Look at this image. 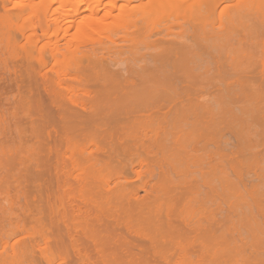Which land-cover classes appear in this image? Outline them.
I'll use <instances>...</instances> for the list:
<instances>
[{
  "label": "rangeland",
  "instance_id": "obj_1",
  "mask_svg": "<svg viewBox=\"0 0 264 264\" xmlns=\"http://www.w3.org/2000/svg\"><path fill=\"white\" fill-rule=\"evenodd\" d=\"M1 1L0 19L6 18L15 27L16 16L21 15L20 17H23V15H27L30 11L27 10L28 12H25L22 9H16L13 7V3H10V6L8 5L10 8L5 9L4 4H7V1ZM39 1H45L43 9L49 5L52 12L56 11L55 17L63 18L66 13L70 15L71 12H74L63 5V0H37V2ZM208 1L212 0H172L165 3H161L158 0H118V7L114 15L105 22L106 24L104 23L101 26L102 29L99 27L89 34L79 37L78 24L76 22L69 37L63 38L62 34L59 35L57 43H60L62 51L70 48L73 53H76L77 49H80L87 53L96 51L98 53L97 55L94 54L88 60L84 57L82 59L77 58L76 60L70 57L73 54L72 52L71 55L61 54L58 58H53L49 51H45L44 57L47 62L45 71L43 69L39 70L40 62L38 60L33 64L34 66L36 65L37 69H31L35 71L30 70L29 72L27 69L26 71L25 65L29 67V64L24 57H15L9 54L4 47L0 48V264H49L52 257L47 250H44V247L39 246V240L49 232L48 230H52L51 233H56L55 236L57 235V231L60 230L59 236L61 240L67 242V229L65 230L66 225L64 223L68 222V226L74 227L76 223L80 222L84 226L83 224L94 223V220L95 225L99 222L98 227H95L101 229L97 230L96 228V230L98 232L103 231V236H108L107 238H110L113 244H116V247L118 245V241L116 240H122L119 243L122 244L124 242V244L126 243L125 246H128L127 242H130L129 244L132 245L126 248L125 246L123 247V244L121 245L122 247H119L120 249L118 251L122 256L115 251L114 253H117L118 256L114 253L109 254L111 257H108L110 261L115 257V260L113 259L115 262L112 261L114 264H123L122 261L129 264L132 260L134 262L131 264L264 263V140H262L264 138V129H261V127H264V124L261 126L260 123V120L261 122L264 121V113H262L264 111L261 110V112L259 110L264 107V100L262 98V96L264 97V26H262V21H264V8L260 9L261 11L259 9L247 8L241 0H220L221 2L223 1L224 5L220 7L219 11L222 12L225 10L222 18L224 22L229 18L231 20L234 19V30L227 35L218 36L212 34V32L215 31L214 33H216L219 30L218 26L216 25L217 31L216 29L214 30L216 26L214 27L205 20V13L199 12L196 9L199 4ZM239 4L244 7H239ZM102 5L105 6V3ZM153 8H158V10L154 11ZM19 16L18 18H20ZM219 16L216 15L217 20H219ZM192 21L193 23H191ZM200 21L204 23L201 22L203 26L199 25V23L196 24V22ZM256 21L258 22V26ZM252 23L255 24L253 25ZM250 24L253 26L250 27ZM189 25L191 26L189 27ZM193 26L196 27L193 28ZM195 28L197 31L195 35L197 40L196 38L194 39ZM256 28L257 31L262 29L259 31L260 33L258 32L259 34ZM157 30L162 33L160 38L158 35L160 32H157ZM13 31L14 38H19L20 33L16 30ZM203 31L208 35L204 34ZM154 32L158 34H154ZM167 33L177 35L185 34L184 36H187V39L184 37L182 40L180 38L176 40L182 46L179 48V55L182 54L181 52L184 53V47H186L185 53L187 50L189 51L183 57L186 55L190 56L191 54L197 56V59L194 58L196 61L192 60V63L190 62V58L192 57L193 59V56L191 55L190 58L186 56L187 61L190 62L186 65H189L188 67L191 69L185 64L181 67L183 62L181 60L185 61V59H181L182 56L180 55L181 57H179L177 54L178 51L176 52L177 48H175L177 43L175 42L176 44L172 46L176 50L174 52L172 51L173 53L171 52V58L167 57L166 54L164 57L168 58V63L166 62L167 66L171 64V62L169 64V59H171L170 61L174 65L172 60L173 54L174 59L179 57L174 61L177 63L181 61L180 65L175 64L177 67L179 66V69L177 67L171 69V66L169 69L165 63L163 64L166 67L165 70H168L166 74L169 70L173 71L175 73L174 75L180 72V74H177L178 76L176 75L177 77L173 74L172 77L169 74L173 78V80L171 78L172 81L163 71V66H159L162 74H165L161 78L158 75L161 72H158V69H153L158 74L155 73L152 75V68L149 66V63L153 64L155 61L153 59L154 57L151 58L153 54L159 55L162 48L169 47L167 46L168 43L163 44L158 41ZM253 34H256V37L252 36ZM55 35L51 34L47 38L52 37V39H55ZM258 35L261 39L258 38ZM3 37L4 35H0L1 39ZM253 37L257 38V40ZM165 39H169V36L167 38L165 37ZM259 39L260 41H258ZM47 40L42 37L40 46H44ZM187 40L189 42H185ZM156 41L160 44H156ZM154 43L156 44L155 49ZM259 43L262 46L261 49L258 47L260 46ZM172 46L170 48H173ZM182 48L183 51L181 50ZM257 51L259 52L256 53ZM164 52L166 53V51ZM251 52L253 54L255 52L258 56L256 57L250 54ZM239 54L242 55L240 56ZM248 54L252 55L251 57L249 56L250 60H248ZM161 55H164V53ZM195 55L194 57H196ZM253 56L256 58L255 60ZM218 58L222 60L218 61ZM156 59L158 60L160 58L156 57ZM163 60L165 59L158 60V62ZM253 60L258 61L257 64L259 66L257 64L255 65L256 62L252 63L254 62ZM98 64H100V68L103 66L102 70L107 69V71L110 70L111 72L112 70V72H115L113 78L111 77L113 76L112 72H108L111 74H108L110 77L107 75L109 79L105 78L107 81L100 79L102 83L101 81L98 82L97 79H93L94 84L98 82L97 87L100 84L97 88L98 91L100 90L99 92L93 89L96 88V84L93 86V82H90L89 85L92 84L91 89L87 85L88 87H85V89H80V91H75L74 95H70L67 92L63 93L62 90L58 91L60 89L54 86L49 80L50 76L53 77L57 71L63 70L66 66H70L67 67L70 71L78 73L79 67L83 70L85 69L87 72L88 70L86 68L89 65L93 66ZM152 64L151 67H153ZM154 64V67L157 66L156 68H158L159 64L156 65V61ZM222 64H224V67ZM239 64H241L240 67L243 70V74H240L242 71L240 67L239 69L241 71H235L238 68L235 67L239 66ZM184 65L189 70L185 69ZM251 65L255 66L251 68ZM148 66L151 70L149 68L147 69ZM247 66L253 70H250ZM225 67L226 69H224ZM230 67H232L231 70H227ZM213 68H218L216 69L218 74L220 73V68L221 72L227 70L226 73L228 74L224 71L223 74H225L222 75L226 79L230 73L231 75L227 80L221 75L210 76ZM245 68L246 70L249 69V73ZM175 69L179 71L176 72ZM181 69L185 75L182 74ZM18 70L21 71L19 72ZM191 70L193 72H190ZM39 71H44L43 73L48 72L49 74L45 73V75L47 74L49 76L46 75L44 78L43 73L41 72V74ZM232 71L233 74L234 72L236 74L233 75ZM27 72L30 73L29 76L31 75L30 80L29 76L28 79L26 78L28 75ZM244 72L246 76H251V79L248 81L252 80L248 85L251 88L249 89L247 87L248 89L246 88V91H251L252 94L254 92V95L257 94L259 97L261 95L262 99L257 97V95L255 96L258 100L261 99L262 103L260 100L259 103L254 102L256 97L254 98L251 92L252 97L249 94V99L241 98L242 103L231 97V95H234V90L235 97L240 93L239 87L236 85L238 82L235 85L233 83L240 75L244 77H241V80L247 78ZM20 74L25 75L26 80L24 78L22 80L23 75ZM195 74L198 76L202 74L209 75L210 79L208 76H199L197 78L198 76H195ZM252 74L256 75H253V79ZM156 75L160 78L159 81V78L154 77ZM182 75L184 76L181 80L179 78ZM186 75L188 78H193L187 80V77L184 78ZM235 75L236 77H234ZM164 76L167 78L164 79ZM71 77H74L73 74H71ZM174 77L177 79L175 80ZM202 77L207 78L205 81L209 79V82H205ZM211 78L214 80L211 81L213 83L210 82ZM45 79L46 81L48 79L50 82H44ZM162 79L163 82L165 80L170 81L162 83ZM178 79L183 82L180 81L181 84L176 82ZM248 81L245 79L243 84ZM43 82L47 84L45 85ZM203 82L213 84L209 87L212 88L215 86V90L220 89L218 90L219 92L225 89L231 95L229 93L225 95V92H221L222 94L220 93V95L218 92L217 95L215 94L217 90L215 91L214 88L209 89ZM50 83L53 88L49 86ZM105 83L109 85V87L107 86L108 88L106 87L107 90L103 87L106 86ZM112 83L114 90L111 89ZM228 83H231V86L228 85L230 89L226 85ZM198 84L200 87H198ZM244 85L246 86V84ZM119 86L124 87L122 93L119 90ZM171 86H173V90ZM46 87L47 89L50 88L52 94L49 91L47 92ZM182 87H186L185 90ZM222 87L224 88L222 89ZM169 88H171L170 92L168 90ZM27 89L31 92L33 91L31 93L33 96ZM109 89L111 93L115 91L114 94L110 93L112 99H116L118 96L119 98H117L119 100L113 99V102L111 98H106ZM24 90L26 92L28 91L26 94L30 97L32 96V99L30 97L29 99L24 97ZM55 90L58 94H54ZM91 90L93 92H88ZM94 90L98 92L95 95ZM101 90H105L107 93L105 92V94ZM117 91L120 92L117 93ZM243 91L245 93V89ZM258 91L259 93L261 92L260 95ZM127 92L129 95H125ZM88 93L91 94L88 95ZM120 93L121 95H118ZM172 93H177L178 95ZM26 94L25 96H27ZM110 94L108 97H110ZM51 95H54L55 99H51ZM68 95L71 96L70 98L72 96L76 97L77 95L78 98L73 99L76 102L75 104H71L73 103L71 102L72 100L70 101L71 103L67 101L70 100ZM221 96L226 98L224 101L227 104L223 103L226 109L223 108V105L221 106ZM56 97L58 98L56 99ZM167 97L171 103L167 101ZM101 98H104V100ZM106 99L107 101H105ZM75 100L83 102L82 104L84 106V103H90L88 104L90 107L86 105V110L81 103H77ZM252 100L254 103H251ZM258 100L256 99V101ZM29 101L33 104L31 110L34 115L33 122H31L32 116L30 114L31 112L27 110V106L23 108V106L29 104ZM214 101L215 109L212 108ZM117 102L118 104H116ZM216 102L220 104L221 108H218L219 105ZM76 104H79V106ZM245 104L250 106L247 107ZM128 105L130 106L129 108H127ZM155 105L156 107L161 105L164 108L162 110L160 106V109H158V107L155 108ZM237 105L238 108H241V105H243L242 107H245L247 110L245 108L246 111L243 108L240 110V108H237ZM255 105L260 106L257 107ZM188 106L189 110L187 109ZM232 106H236V108L234 107V109ZM123 107L125 108L123 109ZM134 107L138 113L133 110ZM251 107H253V110H250ZM192 108L193 110H191ZM127 109L129 110L127 111ZM229 109H231V112ZM214 110L216 112L219 110L222 114L219 115V111L216 114ZM237 110L240 112L243 111V114L242 112L239 113L242 116H238ZM186 112L190 114L187 115ZM249 113H253L252 115L256 114L257 118L252 116L250 119H247L250 116ZM89 114H93L91 115L92 117ZM243 115L247 116L245 117L247 120L243 119ZM259 116H261V119ZM225 117L228 120L230 118V121L225 119ZM253 117L257 120V124L260 123L259 125H255L256 121L252 120ZM238 118L240 121L242 119V121L244 120L249 123L251 122L249 120H252L250 123L251 126H247L248 123L244 124V121H241L242 124H240L241 122L238 123ZM88 121L91 122L89 123ZM227 122L234 127L232 126L230 128L231 126L229 124V127H226ZM235 122L237 124H234ZM65 123L69 126L68 128L73 127L67 129ZM92 123L96 125L94 124V126ZM37 124L42 130L39 131L37 129ZM155 127L160 128L154 130ZM34 128L37 130H34ZM251 128L252 130L254 128V130L257 129L259 131L256 130L254 133ZM245 129L248 132L249 129L251 130L250 137L245 134L246 132L243 133ZM34 131H38L42 135H39L40 133L37 134V132L36 135ZM23 133L24 135H22ZM44 136L46 137L44 138ZM92 136L95 138V142L92 141L89 143L90 138L93 139ZM241 136L242 138H240ZM247 136L248 139H245ZM153 137L155 139L157 137L156 143L150 142L149 139L153 140ZM255 139L260 141L257 143ZM69 140L71 142H67ZM238 140H241L240 143ZM93 142L97 143V146L93 145ZM249 145L252 147H249ZM36 147L41 149L38 150ZM29 153L37 155L34 156L33 154L34 157L32 156L36 159L34 160L36 164L33 163V158L29 160L31 156ZM49 180L51 185H47V181ZM37 184L42 185L38 186ZM61 202L64 204L62 205ZM55 205L57 206V210ZM77 206L82 207L84 211L87 210L88 212L89 210V215L86 218L81 216V218L79 216L75 217L74 215L77 213L74 214V210ZM64 214L67 218H65L66 216ZM63 217L67 219V222ZM57 219L59 223L56 221ZM82 219L85 223L82 222ZM46 224L50 225L51 229H46ZM187 225L190 228L191 226H195L192 227V230L196 228V225L200 228L202 227V232H195L194 230V233L192 231L191 235L187 234L176 237L172 235L173 230L171 231L169 229L171 226H175V228L179 226L191 230ZM102 226L104 228H99ZM58 227L59 230L56 229ZM206 228L211 229V233ZM54 229L57 231H53ZM104 230L110 233L108 234ZM163 230L170 231L168 233L170 237L166 235L167 233L165 234L167 237L163 236L164 234L162 232H165ZM111 232L116 233V236H114L115 234L111 235ZM59 236L57 237L58 239ZM81 237L85 242H91L89 239L84 238L86 237L84 234ZM107 243H110V240ZM109 246H113L112 248L115 247L112 244ZM110 247L107 245L108 250L112 249ZM55 248L56 255L52 262L56 264H70L71 262V264H80L79 258L75 254L61 253V250L59 251L58 248ZM124 248L127 250L130 248V251L133 252L128 253L129 250L126 251ZM114 249L117 251V248ZM89 252L90 254L93 253L91 255L93 258H90L93 264L98 263H95L96 260L102 264V259L99 256L96 259V251H93L91 248ZM138 253H140V258ZM131 254L133 255L132 258ZM116 257H120V259L118 260ZM121 257L125 258L126 261ZM136 257L139 259H136Z\"/></svg>",
  "mask_w": 264,
  "mask_h": 264
},
{
  "label": "bare ground",
  "instance_id": "obj_2",
  "mask_svg": "<svg viewBox=\"0 0 264 264\" xmlns=\"http://www.w3.org/2000/svg\"><path fill=\"white\" fill-rule=\"evenodd\" d=\"M7 2V4H4V6H5V9L7 8H10L9 6H10V3H13V7H15L16 9H22V11L24 10L25 12H28L27 10H30L29 11V13L27 14V15H23V17H20L19 15V17L20 18H18V16H16V27H15V25L13 26L12 25V22L11 21H9V20H6V18H4V19H0V35H4V37H3V39H1L0 38V48H2V47H4L8 52H9V54H11V55H13V56H15V57H19V56H22V57H24L26 60H27V62H28V64H29V67L28 66H26L25 65V67H23V68H25V70L27 69V70H29V72H30V70L31 69H35L36 68V65L34 66L33 64H35V61H39L40 62V69L39 70H41V69H43L44 71H45V69H46V67H47V62H46V59H45V57H44V53H45V51H49L50 52V55H51V57H53V58H58L61 54H63V55H71V49L70 48H68L66 51H62V47L60 46V43H57L58 42V40H59V35L60 34H62V37L63 38H67V37H69V35H71L70 33H72V28H74V24L77 22V24H78V30H79V37L80 36H84V35H86V34H89L91 31H94V30H96V29H98L99 27H101L109 18H112L111 16H113L114 15V13H115V11H116V8L118 7V0H108V1H105V0H63L62 2H63V5L65 6V7H68V9L69 10H71V11H74V12H71L70 13V15L69 14H65V16L63 17V18H61V17H58L57 15V17H55L54 15L56 14L55 12L56 11H54V12H52V9H50V6L48 5L47 7H45L44 9H43V5H44V2L45 1H39V2H37V0H6ZM158 1H160L161 3H165V2H170V1H172V0H158ZM227 1H232V0H227ZM242 1V3H243V5H245V7H247V8H254V9H263L264 8V0H241ZM241 1H240V3H241ZM0 2L2 3V1L0 0ZM84 2V3H83ZM105 3V6H103L102 4H104ZM9 5V6H8ZM84 5H86L85 7H84ZM222 5H224L223 4V1L221 2L220 0L219 1H215V0H212V1H208V2H206V3H203V4H199L197 7H196V9L199 11V12H204L205 13V20L210 24H212L214 27L217 25L218 26V31H217V26H216V28H214V30L216 29V33H214V32H212V34H216V35H218V36H223V35H227V34H229V33H231L233 30H234V19H232L231 20V18H229V19H227L225 22H224V19L222 18L223 17V14H224V11H222V12H220L219 11V9H220V7H222ZM243 5H240L239 4V7L240 6H243ZM238 6V5H237ZM64 7V8H65ZM244 7V6H243ZM227 8V7H226ZM223 9H225L224 7H223ZM153 10L154 11H156V10H158V8H156V9H154L153 8ZM261 11V10H260ZM17 12V11H16ZM220 12V13H219ZM23 13V12H22ZM219 14H220V16H219ZM67 15H69V16H67ZM216 15H218L220 18H219V20H217L216 19ZM60 18V19H59ZM15 22H14V24H15ZM202 21H200V22H196V24H198L199 23V25H202L203 26V24L201 23ZM257 22V21H256ZM263 22V25L262 26H264V21H262ZM175 23V22H174ZM191 23H193V21L191 22ZM195 23V22H194ZM261 23V22H260ZM259 23V24H260ZM106 24V23H105ZM196 24H194V25H196ZM237 24V23H236ZM253 24V23H252ZM255 24V23H254ZM253 24V25H254ZM193 25V24H192ZM238 25V24H237ZM253 25H251L250 24V27L251 26H253ZM105 26V25H104ZM191 25H189V27H190ZM198 26V25H197ZM201 26V27H202ZM249 26V25H248ZM257 26H258V22H257ZM257 26H254V27H257ZM194 27H196V26H193V28ZM212 27V26H211ZM259 27H261V26H259ZM258 28V27H257ZM257 28H256V31H257ZM262 28V27H261ZM101 29H102V27H101ZM202 30H205L204 28H201ZM211 29H213V28H211ZM246 29H247V27H246ZM252 29V28H251ZM13 30H16V31H18L19 33H20V35H19V38H17V39H15L14 37L15 36H13V34H14V31ZM158 30H160V29H158ZM157 30V32H160V34H158V33H156V32H154V34L156 33V34H158L159 35V38H160V36H162V33H161V31H158ZM162 30V29H161ZM237 30V29H236ZM248 30H249V28H248ZM254 29H252V31H253ZM260 30H262V29H259V31ZM51 31H52V33H51ZM250 31V30H249ZM259 31H257V33L259 32ZM54 32V33H53ZM196 28H195V34L194 33H192V34H194V39L196 38ZM205 31H203V33H204ZM210 32V31H209ZM247 32V31H246ZM254 32H255V30H254ZM254 32H251V33H254ZM16 33V32H15ZM56 34L55 35V39L53 38L52 39V37H50V38H47V37H49L51 34ZM187 33V32H186ZM211 33V32H210ZM260 33V32H259ZM258 33V34H259ZM198 34H200V33H198ZM204 34H207V33H204ZM174 35V36H173ZM176 35V36H175ZM185 35V34H184ZM184 35H182V34H179V35H177V34H171V33H167V34H165V36H163V38L162 39H159L158 41H160V43H168L167 44V46H169L168 48L167 47H165V48H162V50L160 51V53H159V55L157 54V55H154L153 53V55L151 56V58H153V59H155V61H156V65H158L159 64V62H161L162 63V65H161V63L158 65V68H156V67H154L155 66V64H154V62H153V67H151V64L149 63V66H150V68H152V70L149 68V66L147 67V69L149 68V70H151L152 71V75L153 74H155L156 73V71L154 72V70L155 69H158L157 71L158 72H161V74L159 73L158 74V72L156 73V74H158L159 75V77L161 78V77H163V75H165L166 74V72L168 71L167 69L165 70V68L166 67H170L171 69L172 68H175V67H177V65H180V62L181 61H183V62H185V63H183L182 62V65H181V67L183 66V64H189L192 60H194V58H196L197 59V56L196 57H194V55L193 54H191L192 56H193V59H192V57H191V55L190 56H187V57H191L190 59V62L189 61H187V57L185 58V57H183L184 56V54H187V52L189 51V50H187V52L185 53V49H186V47H184V53L183 52H181L182 54H180L179 55V48L180 47H182V46H180L181 44L179 43V42H176V40L178 39V38H180L181 40H182V38H186L187 39V36H184ZM208 35V34H207ZM247 35H249V33H247ZM169 36V39H165V37L167 38ZM171 36H173V37H171ZM193 36V35H192ZM200 36V35H199ZM252 36H255L256 37V34L254 35H252ZM251 36V37H252ZM260 36H262V35H260ZM42 37H44L45 39H48L47 40V42H45V45L44 46H40V42H41V40H42ZM171 37V38H170ZM255 37H253L254 39H256L257 40V38H255ZM258 38H260L261 39V37H259V35H258ZM190 39V38H189ZM198 39H199V37H198ZM260 39L258 40V41H260ZM157 40V39H156ZM162 40V41H161ZM180 40V41H181ZM184 40V39H183ZM196 40H197V38H196ZM158 41H156L157 43L156 44H160V43H158ZM179 41V40H178ZM262 41V40H261ZM177 44H176V43ZM185 42H189L188 40L187 41H185ZM178 43H179V46H178ZM261 43V42H260ZM259 43V45L260 46H258V47H260V49H261V44ZM155 43H154V49H155V45H156ZM174 44H176L175 45V48H177V50L172 46V45H174ZM186 44V43H185ZM151 47H152V45H150ZM163 46V45H162ZM173 47V48H170V47ZM186 46H187V44H186ZM45 47V48H44ZM70 47V46H69ZM157 47H158V45H157ZM164 47V46H163ZM248 47V46H247ZM153 48V47H152ZM170 48V49H169ZM172 49H174V50H172ZM108 50H110V49H108ZM168 50V51H167ZM176 50V52H177V54L179 55V57H181V59H185V61L184 60H181V61H178L179 63H177V62H174V61H176V59L177 58H179V57H177L176 59H174L175 57H174V54L172 55L173 56V63H174V65L172 64V61H170L171 59H169V64H170V62H171V64L169 65V66H167L166 64L168 63V58L167 57H169V58H171L170 57V55H171V52L173 51H175ZM182 51H183V48L181 49ZM156 51V50H155ZM163 51V52H162ZM164 51H166V53L164 52ZM264 51V50H263ZM162 52V53H161ZM172 52V53H173ZM244 52V51H243ZM242 52V53H243ZM259 51H257L256 53H258ZM73 53V52H72ZM164 53V55H161V54H163ZM247 53V52H246ZM249 53V52H248ZM255 52H254V54L251 52L250 54H253L254 56H258L257 54H256ZM94 54H98L96 51H92V53H87V52H85V51H82V50H80V49H77V52L76 53H73L70 57L71 58H74V59H76L77 60V58H79V59H82V57H84V58H86V60H88V59H90V58H92L93 57V55ZM167 55V57L165 58L164 56H166ZM168 54H169V56H168ZM188 55H189V53H188ZM240 55V54H239ZM242 55V54H241ZM240 55V56H241ZM157 58H160V59H158V60H161V59H165V60H167V61H165V60H163V61H165V62H163V61H159L158 62V60L156 59V57ZM161 56H163V57H161ZM251 57L252 55H249L248 54V57ZM253 56V58H254V60L256 59L255 57ZM261 56H262V53H261ZM22 57H21V59H22ZM199 57V56H198ZM250 57H249V59L248 60H250ZM253 58H251V59H253ZM261 58V57H260ZM259 58V59H260ZM196 59L194 60V61H196ZM246 59H247V55H246ZM220 59L218 58V61H219ZM222 60V59H221ZM220 60V61H221ZM241 60V59H240ZM247 60V61H248ZM253 60V61H254ZM81 61V60H80ZM151 61H152V59H151ZM158 62V63H157ZM167 62V63H166ZM212 62V61H211ZM252 62V61H251ZM256 61H254V62H252V63H255ZM147 63V62H146ZM165 63V65H166V67L163 65ZM192 63V62H191ZM214 63V62H213ZM217 63V62H216ZM221 63H223V62H221ZM221 63H219V64H221ZM249 63H250V61H249ZM258 63V61L255 63V65ZM14 64V63H13ZM27 64V65H28ZM175 64H177V65H175ZM211 64V63H210ZM225 64V63H224ZM224 64H222V66L224 67ZM251 64V63H250ZM260 64V63H259ZM148 65V64H147ZM146 65V66H147ZM184 65V66H185ZM240 65L241 64H239V66H236L235 68H237V69H235V71L237 70H239V71H241L242 69H241V67H240ZM254 65V66H255ZM258 65V64H257ZM24 66V65H23ZM159 66H163L164 68H163V71L165 72V74H162V71L159 69ZM187 67L189 66V65H186ZM186 66L184 67L185 69H188V68H186ZM214 66V65H213ZM215 66H216V64H215ZM235 66V65H234ZM252 66L253 65H251V68H252ZM253 66V67H254ZM259 66V65H258ZM17 67V66H16ZM19 67H21V66H19ZM67 67H70V66H66V68H64L63 70H61V71H57L56 73H55V75L53 76V77H51V79H50V77H49V80L52 82V84H54V86H56V87H58L60 90H58V91H63V93H65V92H67V94H73L74 95V92L75 91H80V89H85V87H88L87 85H89V83L91 82H93L92 84H93V86L96 84V88H93V89H95V90H97L98 91V87H99V85H98V87H97V83L98 82H100L101 80L100 79H104L105 81H107L106 79H109L108 77H110L108 74H110L111 72H112V70H111V72H110V70H108L107 71V69H103L102 70V68H103V66L100 68V64H98V65H93V66H90L89 65V69L88 68H86L88 71L86 72L85 71V69L83 70L82 68H80L79 67V71H78V73H74V72H72V71H70V69H68ZM141 67H143V66H141ZM179 67V66H178ZM177 67V68H178ZM180 67V68H181ZM208 67V66H207ZM211 67V66H210ZM220 67V66H219ZM227 67H229V66H227ZM239 67H240V69H239ZM248 67V66H247ZM14 68V67H13ZM93 68V69H92ZM169 68V69H170ZM184 68H182L183 70H184ZM212 68V67H211ZM231 68L232 67H230V68H228L227 70H231ZM242 68H243V65H242ZM249 68V67H248ZM247 68V69H248ZM264 68V67H263ZM3 69V68H2ZM37 69V68H36ZM92 69V70H91ZM154 69V70H153ZM161 69H162V67H161ZM179 69V68H178ZM181 69V70H182ZM189 69H191V68H189ZM188 69V70H189ZM215 69V70H214ZM216 69H218V68H213V71L212 72H210V73H212V74H210V76H218V75H224L225 73H226V71L224 70V69H226V67L223 69L224 71H225V73L223 74V72H221V68L219 69V74L216 72L217 70ZM250 69V68H249ZM249 69L248 70H246V68H245V70L246 71H248V73H249ZM26 70V71H27ZM81 70V71H80ZM160 70V71H159ZM176 70V69H175ZM180 70V71H181ZM183 70H182V74H184L185 75V73H183ZM211 70V69H210ZM250 70H253V69H250ZM19 72L21 71V70H18ZM17 71V72H18ZM31 71H35V70H31ZM43 71V72H44ZM179 70H176V72H178ZM185 71V70H184ZM209 71V70H208ZM236 71V72H237ZM264 71V70H263ZM22 72H23V70H22ZM40 73L42 72V71H39ZM42 72V73H43ZM82 72V73H81ZM86 72V73H85ZM108 72H110V73H108ZM170 72V73H169ZM169 72L166 74L167 76H168V78H170V80H171V78L173 77V75L175 74L173 71H171V70H169ZM186 72H188V71H186ZM190 72H193L192 70L190 71ZM216 74H215V73ZM243 72V70L241 71V73L240 74H243L242 73ZM252 72V71H251ZM8 73H9V71H8ZM28 73V72H27ZM26 73V74H27ZM41 73V74H42ZM45 73H48V72H45ZM45 73H43V75H44V78L46 77V75H45ZM114 73L115 72H112V75L113 76H111L112 78L114 77ZM179 74H180V72H178ZM178 73H176V75L178 74ZM189 73V72H188ZM214 73V74H213ZM229 73H230V71H229ZM247 73V72H246ZM253 73V72H252ZM29 74L30 73H28V75H27V79H28V76H29ZM49 74V73H48ZM71 74H73V76L74 77H71ZM172 75V77H170V75ZM199 74V73H198ZM201 74V73H200ZM206 74H207V72H206ZM226 74H228V73H226ZM232 74H233V71H232ZM234 74H236L235 72H234ZM233 74V75H234ZM244 74H245V72H244ZM251 74V73H250ZM20 75H23V74H20ZM107 75H108V77H107ZM111 75V74H110ZM162 75V76H161ZM176 75H174L175 77H177ZM184 75H182L179 79H181V78H183V76ZM189 75H191V74H189ZM231 75V73L229 74V76ZM232 75V76H233ZM238 75V74H237ZM253 75L254 74H252V79L254 78L253 77ZM18 76H19V74H18ZM31 76V75H30ZM30 76H29V80H30ZM47 76H49V75H47ZM192 76V75H191ZM195 76H198V75H196L195 74ZM194 76V77H195ZM200 76V75H199ZM199 76L197 77V78H199ZM201 76H208V78L210 79V76L209 75H201ZM200 76V77H201ZM226 76V75H225ZM228 76V75H227ZM229 76L227 77V79L229 78ZM239 76V75H238ZM245 76H246V74H245ZM254 76H256V75H254ZM32 77H33V74H32ZM155 78H159L157 75L156 76H154ZM175 77H174V79H175ZM187 77V75L184 77V78H186ZM202 77V78H203ZM223 77V76H222ZM234 77H236V75L234 76ZM241 77H243L242 75H240V77L238 78L237 77V80L233 83L234 85H235V83H237L238 82V84H236V85H238V89L240 90V93H238V96L237 97H235L234 95H235V90L234 89H232V87H231V89L232 90H234V95L232 96L228 91L226 92L225 91V89H224V91H218V90H220V89H216L215 90V86L214 87H212V88H214V90L216 91L215 92V94H217L218 92H219V95H220V93L221 92H225V95H226V93L228 94H230L231 95V97H233L236 101H241V103H242V100H241V98H246V99H249V94H250V92L251 91H246V88L248 87V85H249V82H252V80L251 81H248L249 79H251V76L250 77H248V76H246L247 78H245L248 82H244V84H246V86L243 84V81L245 80V79H240ZM19 78V77H18ZM25 79V75H23V77H22V80H24ZM43 78V79H44ZM48 78V77H47ZM106 78V79H105ZM111 78V79H112ZM160 78L158 79V81L160 80ZM167 78V77H166ZM165 78V76H164V79H166ZM189 78H191V77H189ZM189 78L187 77V80H189ZM193 78V77H192ZM191 78V79H192ZM213 78V77H212ZM211 78V80H210V82L213 80ZM217 78V77H216ZM219 78V77H218ZM224 78V77H223ZM230 78H233V77H230ZM244 78V77H243ZM261 78V77H260ZM93 79H97V83H95L94 84V80ZM177 79V78H176ZM175 79V80H176ZM177 80L176 82H178V83H180L181 84V82H183V81H181V80ZM190 79V80H191ZM204 79V81L205 80H207V78L205 79V78H203ZM203 79H201V80H203ZM209 79H208V81H205V82H209ZM215 79V78H214ZM224 79H226V78H224ZM224 79H222V80H224ZM226 79V80H227ZM1 80V79H0ZM21 80V79H20ZM26 80V79H25ZM91 80H93V81H91ZM170 80H165L164 82H168V81H170ZM172 80H173V78H172ZM171 80V81H172ZM174 80V81H175ZM184 80V79H183ZM186 79H185V81H187ZM219 80H221V79H219ZM259 81H262V80H260V79H258ZM44 81V80H43ZM47 81H48V79H47ZM46 81V79H45V81L44 82H47ZM50 81H48V83L50 82ZM105 81H103V82H105ZM109 81V80H108ZM173 81V82H174ZM181 81V82H180ZM193 81V80H192ZM214 81V80H213ZM255 81H257V80H255ZM22 82H24V81H22ZM28 82V81H27ZM43 82V83H44ZM109 82H111V81H109ZM162 83H164L163 82V79H162V81H161ZM205 82H203V83H205ZM215 82H216V80H215ZM215 82H214V84H215ZM222 82V81H221ZM254 82V81H253ZM1 83V82H0ZM101 83H102V81H101ZM118 83V82H117ZM162 83H160V84H162ZM175 83V82H174ZM193 83V82H192ZM198 83V82H197ZM201 83V82H200ZM199 83V84H200ZM211 83H213V82H211ZM218 83V82H217ZM216 83V84H217ZM226 83V82H225ZM256 83V82H255ZM45 85L47 84V83H44ZM52 84L50 83V85L49 86H51V88H53V86H52ZM92 84H90L89 85V89H91L90 87L92 86ZM107 83H105V85H106ZM158 84H159V82H158ZM170 84H172V82H170ZM180 84H178V85H180ZM198 84V85H199ZM206 84V86L209 88V89H212L211 87H209L211 84L210 83H205ZM219 84H221L220 82H219ZM223 85H225L224 83H222ZM231 83H228V84H226L227 86L228 85H230ZM253 84V83H252ZM251 84V85H252ZM48 85H47V87H48ZM102 85V84H101ZM113 83L111 84V89H113L114 90V88H113ZM197 85V86H198ZM202 85V84H201ZM213 85V84H212ZM211 85V86H212ZM243 85H244V87H243ZM12 86V85H11ZM21 87H22V85H20ZM33 86V85H32ZM44 86V85H43ZM103 86V85H102ZM109 87V85H106V86H103V87ZM181 86V85H180ZM186 86H188V85H186ZM194 86H196L195 84H194ZM231 86V85H230ZM259 86V85H258ZM30 87H31V85H30ZM47 87L45 88V89H47ZM56 87H54V89H56ZM101 87V86H100ZM107 87V88H108ZM120 87V86H119ZM198 87H200V85L198 86ZM203 87H204V85H203ZM264 87V86H263ZM2 88V87H1ZM27 88H28V86H27ZM105 88H103V89H105ZM107 88H106V90H107ZM171 88H172V90H173V86H171ZM171 88H169L168 90H169V92H170V89ZM176 88V87H175ZM184 90H185V88L184 87H182ZM191 88H192V86H191ZM206 88V87H205ZM224 87H222V89H223ZM225 88H226V86H225ZM228 88H229V86H228ZM249 89L251 88V86H249L248 87ZM247 88V89H248ZM256 88V87H255ZM6 89V88H5ZM13 89V88H12ZM29 89V88H28ZM27 89V90H28ZM31 90H32V88H30ZM49 89V90H48ZM47 89V92L49 91L50 92V88H48ZM102 89V88H101ZM180 89V88H179ZM193 89V88H192ZM199 89V88H198ZM221 89V90H222ZM227 89V88H226ZM230 89V88H229ZM229 89H227V90H229ZM245 89V93H244V90ZM51 90H53V89H51ZM94 90V95L95 94H97L98 92L97 91H95ZM113 90H111L112 92H113ZM119 90L121 91V93L123 92V90H124V87H120L119 88ZM126 90H128V89H126ZM125 90V91H126ZM15 91H16V89H15ZM25 91V90H24ZM29 92H30V94L33 92H31L30 90H28ZM27 91V92H28ZM86 91V90H85ZM102 92H106L105 90L103 91V90H101ZM120 91H117V93L118 92H120ZM124 91V92H125ZM161 91V90H160ZM187 91V90H186ZM197 91V90H196ZM243 91V92H242ZM26 91L24 92L25 94L27 93ZM35 92V91H34ZM54 92V91H53ZM57 91L55 90V93L54 94H58V93H56ZM88 92H93L92 90L91 91H88ZM101 92V93H102ZM107 92H109L108 93V95L111 93L110 92V89L107 91ZM106 92V93H107ZM168 92V93H169ZM188 92V91H187ZM236 92H238L237 90H236ZM21 93V92H20ZM51 94H52V91L50 92ZM105 93V94H106ZM115 93V91L113 92V93H111V94H114ZM121 93L120 94H118V95H121ZM126 93V92H125ZM197 93V92H196ZM200 93H201V91H200ZM207 93V92H206ZM209 93V92H208ZM232 93V92H231ZM248 93V94H247ZM255 93H257V92H255ZM258 93H259V91H258ZM261 93V92H260ZM260 93H259V95H260ZM25 94H24V97L25 98H28L29 99V95H27V96H25ZM67 94H66V98H67ZM89 94H91V93H88V95ZM111 94H110V97H108V95L106 96V98H111L112 99V97H111ZM172 94H174V93H172ZM192 94V93H191ZM212 94V93H211ZM222 94V93H221ZM251 94H252V92H251ZM251 94H250V96H251ZM32 96H33V94H31ZM59 95H60V93H59ZM102 95H103V93H102ZM117 95V94H116ZM125 95H129L128 94V92H127V94H125ZM174 95H178L177 93H175ZM186 95V94H185ZM200 95V94H199ZM206 95V94H205ZM213 95V94H212ZM211 95V96H212ZM218 95V94H217ZM216 95V96H217ZM252 95H254V92H253V94ZM255 95H257V94H255ZM254 95V98L256 97ZM262 95H263V93H262ZM32 96L30 97L31 99H32ZM41 96V95H40ZM52 96V95H51ZM50 96V97H51ZM56 96H58V95H56ZM61 96V95H60ZM69 96V95H68ZM91 96V95H90ZM123 96H124V94H123ZM169 96V95H168ZM198 96V95H197ZM215 96V95H214ZM224 96V95H223ZM223 96H221L220 97V101H221V106L223 105V103H226L227 104V102H225L224 100L226 99V98H223ZM59 97V96H58ZM58 97H56V99L58 98ZM71 96H69L68 98H70ZM114 97H116V96H114ZM118 97V96H117ZM116 97V99L115 98H113V99H115V100H117L118 98ZM170 97V96H169ZM177 97V96H176ZM229 97V96H228ZM227 97V98H228ZM252 97V96H251ZM257 97H259L258 95H257ZM255 98L254 99V102H258L259 103V100H260V102H261V99L263 98V100H264V97L262 96V98H261V95H260V97L259 98H261V99H259L258 100V98ZM55 99V97H54V95L51 97V99ZM60 98V97H59ZM74 98H78L77 97V95H76V97L74 96H72V98H70V100H67V101H71V102H73V103H71L72 105L73 104H75L76 102H74ZM171 98V97H170ZM212 98H213V96H212ZM211 98V99H212ZM222 98H223V100H222ZM40 99V98H39ZM90 99H92V98H90ZM101 99H103L104 100V98H101ZM112 99V101L114 102V100ZM123 99V98H122ZM196 99V98H195ZM207 99V98H206ZM214 99V98H213ZM252 99V98H251ZM256 99L258 100V101H256ZM27 100V99H26ZM77 100H80V99H77ZM77 100H75V101H77ZM119 100V99H118ZM124 100V99H123ZM217 100V99H216ZM229 100H230V98H229ZM233 100V99H232ZM234 100V102H236ZM31 101V100H30ZM30 101L28 102L29 104L28 105H25V106H23V108L25 107L26 108V106H27V110L29 111V112H31V110H32V105L33 104H31L30 103ZM58 101V100H57ZM105 101H107V99L105 100ZM167 101H169L168 100V97H167ZM172 101V100H171ZM208 101H210V100H208ZM218 101V100H217ZM224 101V102H223ZM228 101V100H227ZM246 101V100H245ZM248 101H250V100H248ZM94 102V101H93ZM195 102V101H194ZM200 102V101H199ZM229 102V101H228ZM253 102V100H252V102L251 103H254ZM77 103H83V102H78L77 101ZM169 103H171L170 101H169ZM202 103V102H201ZM204 103V102H203ZM209 103V102H208ZM216 103H218V102H216ZM231 103H233L232 101H231ZM262 103V102H261ZM31 104V105H30ZM80 104V106H82ZM85 104V106L83 107V108H87V106H88V104H90V103H84ZM116 104H118V102L116 103ZM197 104V103H196ZM77 105V104H76ZM87 105V106H86ZM93 105V104H92ZM95 105V104H94ZM162 105H164V104H162ZM174 105V104H173ZM210 106H211V104H209ZM217 105H219L218 106V108H221L220 107V104L218 103ZM228 105H231V104H228ZM252 105V104H251ZM77 106H79V104L77 105ZM116 106V105H115ZM120 106H122V105H120ZM160 106L161 105H158L157 107H158V109H160ZM165 106V105H164ZM195 106V105H194ZM200 106H202V105H200ZM203 106H205L204 104H203ZM213 106V107H212ZM211 107L213 108V109H215L216 107H215V101H214V103H213V105H212ZM243 105H241V108H240V110L243 108L242 107ZM245 106H247L246 104H245ZM250 106V105H249ZM249 106H247V107H249ZM255 106H257V105H255ZM258 106H260V105H258ZM257 106V107H258ZM68 107V106H67ZM88 107H90V106H88ZM93 107V106H92ZM126 107V106H125ZM125 107H123V109L125 108ZM130 106L128 105V107L127 108H129ZM146 107V106H145ZM150 107V106H149ZM154 107V106H153ZM156 107V105H155V108H157ZM162 108V110H163V106H161ZM182 107V106H181ZM198 107V106H197ZM206 107H207V105H206ZM215 107V108H214ZM229 107V106H228ZM233 108L235 107L236 108V106H232ZM261 107H263V106H261ZM118 108H119V106H118ZM174 108H175V106H174ZM185 108V107H184ZM199 108V107H198ZM204 108V107H203ZM223 108L224 109H226V107L223 105ZM222 108V109H223ZM232 108V109H233ZM234 108V109H235ZM237 108H238V105H237ZM238 108V109H239ZM245 108V107H244ZM243 108V109H244ZM253 107H251L250 108V110H253L252 109ZM264 108V107H263ZM263 108L262 109H259L260 111L262 110V111H264L263 110ZM81 109V108H80ZM89 109V108H88ZM121 109H122V107H121ZM120 109V110H121ZM131 109V108H130ZM141 109V108H140ZM148 109H150V108H148ZM172 109V108H171ZM182 109V108H181ZM187 109L189 110V106L187 107ZM213 109H212V111H213ZM221 109V110H222ZM234 109H233V111H234ZM246 109V108H245ZM244 109V110H245ZM255 109V108H254ZM83 110V109H82ZM87 110V109H86ZM112 110V109H111ZM129 109H127V111H128ZM132 110V109H131ZM134 111H136L135 110V107H134V109H133ZM142 110V109H141ZM185 110V109H184ZM187 110V111H188ZM191 110H193V108L191 109ZM190 110V111H191ZM207 110V109H206ZM230 110V112H231V109H229ZM247 110V109H246ZM245 110V111H246ZM57 111V110H56ZM140 111V110H139ZM143 111V110H142ZM141 111V112H142ZM195 111V110H194ZM215 111V113L217 114V112L219 111H217L216 112V110H214ZM228 111V110H227ZM226 111V112H227ZM259 111V112H260ZM261 111V112H262ZM46 112V111H45ZM44 112V113H45ZM66 112V111H65ZM107 112V111H106ZM133 112V111H132ZM137 112V111H136ZM147 112V111H146ZM155 112V111H154ZM199 112V111H198ZM208 112H209V109H208ZM220 112V114L219 115H221L222 114V112L221 111H219ZM218 112V113H219ZM226 112H224V113H226ZM229 112V111H228ZM237 112H238V116H240L239 115V113H241L242 112V114H243V111H238L237 110ZM248 112H250L249 110H248ZM251 112H254V111H251ZM258 112V113H259ZM260 112V113H261ZM47 113V112H46ZM52 113V112H51ZM92 113V112H91ZM95 113V112H94ZM93 113V114H94ZM135 113V112H134ZM138 113V112H137ZM157 113V112H156ZM161 113V112H160ZM159 113V114H160ZM189 113V112H188ZM191 113H193L192 111H191ZM202 113V112H201ZM233 113V112H232ZM262 113H264V112H262ZM31 114V116H32V120H31V122H33L34 120H33V114H32V112L30 113ZM50 114V113H49ZM54 114V113H53ZM93 114H91V115H93ZM129 114V113H128ZM161 114H163V113H161ZM186 114H187V112H186ZM190 114V113H189ZM189 114H187V115H189ZM234 114V113H233ZM245 114H247V113H245ZM250 114V113H249ZM253 114V113H252ZM252 114H250V116H249V118H247V119H250V117H252V116H254V117H256V114H254V115H252ZM12 115H14V114H12ZM44 115H46V114H44ZM58 115V114H57ZM90 115V114H89ZM90 115V116H91ZM157 115H158V113H157ZM223 115H225V114H223ZM228 115V114H227ZM235 115V114H234ZM259 115V114H258ZM30 116V117H31ZM69 116V115H68ZM89 116V117H90ZM125 116V115H124ZM137 116V115H136ZM139 116V115H138ZM140 116H143V115H140ZM232 116V115H231ZM242 116V115H241ZM63 117V116H62ZM74 117V116H73ZM77 117V116H76ZM75 117V118H76ZM92 117V116H91ZM123 117V116H122ZM216 117V116H215ZM217 117H219V116H217ZM222 117V116H221ZM234 118H235V116H233ZM236 117H237V115H236ZM243 119L244 120H247L245 117H247V116H244L243 115ZM253 117V119L252 120H255V118ZM261 116H259V118H260ZM47 118V117H46ZM64 118V117H63ZM159 118V117H158ZM241 118V117H240ZM257 118V117H256ZM258 118V119H259ZM262 118H263V115H262ZM36 119V118H35ZM73 119V118H72ZM80 119V118H79ZM203 119V118H202ZM225 119H227L226 117H225ZM236 119V118H235ZM261 119V118H260ZM44 120V119H43ZM51 120V119H50ZM66 120V119H65ZM69 120V119H68ZM91 120V119H90ZM217 120H219V119H217ZM221 120V119H220ZM224 120V119H223ZM222 120V121H223ZM228 120V119H227ZM231 120H232V118H231ZM237 120V119H236ZM238 120H239V118H238ZM243 120V121H244ZM252 120H249V121H251L252 122ZM36 121V120H35ZM210 121V120H209ZM228 121H230V118H229V120ZM234 121V120H233ZM241 121H242V119H241ZM240 120L238 121V123L239 122H241ZM242 121V122H243ZM256 121V124L255 125H259L260 123H261V126H262V124H264V121L263 122H261V120H260V123L259 124H257V120H255ZM255 121H254V123H255ZM259 121V120H258ZM48 122V121H47ZM89 123L91 122V121H88ZM92 122H94L93 120H92ZM122 122H124V121H122ZM125 122H127L126 120H125ZM206 123H208L207 121H205ZM221 122V121H220ZM219 122V123H220ZM242 122L240 123V124H242ZM250 122V123H251ZM36 123V122H35ZM58 123V122H57ZM63 123V122H62ZM121 123V122H120ZM128 123V122H127ZM225 123H226V121H225ZM247 124L248 123V125L247 126H249L250 125V123L249 122H247V121H244V124ZM253 123V124H254ZM54 124V123H53ZM66 124V123H65ZM70 124H72V123H70ZM93 124V123H92ZM91 124V125H92ZM95 124V123H94ZM93 124V125H94ZM96 124H97V122H96ZM95 124V125H96ZM123 124V123H122ZM126 124V123H125ZM125 124H124V126H125ZM130 124V123H129ZM210 124V123H209ZM217 124H218V122H217ZM228 124H229V122H227V125H226V127L228 126ZM234 124H237L236 122L234 123ZM33 125V124H32ZM63 125V124H62ZM67 125V124H66ZM86 125V124H85ZM94 125V126H95ZM128 125V124H127ZM159 125V124H158ZM214 125H215V123H214ZM220 125V124H219ZM225 125V124H224ZM230 125V124H229ZM37 126H38V124H37ZM61 126V125H60ZM87 126H90V125H87ZM157 126V125H156ZM231 126V125H230ZM233 126V125H232ZM232 126L230 127V128H232ZM251 126V125H250ZM34 127V126H33ZM67 127V129H71V128H68L69 126L67 125L66 126ZM81 127V126H80ZM122 127V126H121ZM130 127V126H129ZM229 127V126H228ZM234 127V126H233ZM240 127H242V126H240ZM87 128V127H86ZM158 128H160V127H158ZM158 128H154V130L155 129H158ZM247 128V127H246ZM255 128V127H254ZM254 128H253V130H252V128H251V130L252 131H254V133L256 132V130H254ZM258 128V127H257ZM36 128H34V130H35ZM39 131L40 130H42L41 128H39V126H38V128H37ZM36 129V130H37ZM62 129V128H61ZM66 129V128H65ZM64 129V130H65ZM235 129V128H234ZM241 129V128H240ZM244 129V128H243ZM242 129V130H243ZM248 129V128H247ZM259 129V128H258ZM261 129H264V127L262 128L261 127ZM250 129H249V132L251 131ZM260 130V129H259ZM259 130H257V131H259ZM45 131V130H44ZM240 131V130H239ZM264 131V130H263ZM31 132H32V130H31ZM35 132V134H36V132H37V134L38 133H40V132H38V131H34ZM42 132V131H41ZM46 132V131H45ZM44 132V133H45ZM76 132V131H75ZM246 132V133H245ZM248 131L245 129L244 131H243V133H245L246 135H248L249 137H250V134H251V132L249 133H247ZM35 134H31V135H35ZM36 134V135H37ZM74 134H76V133H74ZM113 134V133H112ZM154 134H155V132H154ZM244 134V135H245ZM253 134V133H252ZM22 135H24V133L22 134ZM39 135H42V133H40ZM78 135V134H77ZM156 135V134H155ZM155 135H154V137H155ZM243 135V136H244ZM255 135V134H254ZM67 136V135H66ZM68 136H70V135H68ZM104 136V135H103ZM146 136V135H145ZM148 136V135H147ZM153 136V135H152ZM248 136H247V138H245V139H248ZM22 137V136H21ZM46 136H44V138H45ZM93 137V136H92ZM99 137V136H98ZM141 137V136H140ZM153 137V138H154ZM256 137V136H255ZM39 138H40V136H39ZM48 138V137H47ZM47 138H46V140H47ZM60 138V137H59ZM148 138H149V136H148ZM152 138V137H151ZM240 138H242V136L240 137ZM257 138V137H256ZM68 139V138H67ZM69 139H71V138H69ZM89 139V138H88ZM94 137H93V139L92 138H90V142L89 143H91L92 141H94ZM97 139V138H96ZM141 139V138H140ZM21 140L23 141V139L21 138ZM40 140H42V139H40ZM61 140H62V138H61ZM98 140V139H97ZM96 140V141H97ZM146 140H147V138H146ZM150 140V142H152V143H156L157 142V137H156V139L154 138L153 140L152 139H149ZM149 140H147V141H149ZM244 140V139H243ZM262 140H264V138L262 139ZM55 141V140H54ZM141 141V140H140ZM145 141V140H144ZM239 141V143H240V141L241 140H238ZM255 141H257V143H258V141H260V140H256L255 139ZM40 142V141H39ZM67 142H71V140H69V141H67ZM95 142V141H94ZM93 142V143H94ZM98 142V141H97ZM251 142V141H250ZM50 143V142H49ZM141 143V142H140ZM242 143H243V141H242ZM256 143V144H257ZM45 144V143H44ZM97 143H94L93 145H96ZM261 144V143H260ZM254 145V144H253ZM258 145V144H257ZM257 145H255V146H257ZM39 146V145H38ZM46 146H48V145H46ZM97 146V145H96ZM244 146V145H243ZM251 145H249V147H250ZM260 146V145H259ZM42 147V146H41ZM252 147V146H251ZM37 149H38V147H36ZM42 148H44V147H42ZM39 149H41V148H39ZM38 149V150H39ZM46 149H48V147H46ZM34 151H36V150H34ZM33 151V152H34ZM105 151V150H104ZM39 152V151H38ZM45 152H48V151H45ZM34 153H36V152H34ZM34 153H29L30 155V159L29 160H32V158L34 157V156H37L36 154H34ZM108 153V152H107ZM153 153V152H152ZM33 154H34V156H33ZM65 154H67V153H65ZM33 156V157H32ZM46 156V155H45ZM153 156V155H152ZM39 158V157H38ZM37 158V159H38ZM64 158V157H63ZM27 159H28V157H27ZM45 159H47V158H45ZM34 160H36V159H34L33 158V163H35L34 162ZM145 160V159H144ZM37 161H40V160H37ZM62 161V160H61ZM143 162V161H142ZM31 163V162H30ZM43 163V162H42ZM60 163V162H59ZM36 164V163H35ZM45 164V163H44ZM62 164V163H61ZM38 167V166H37ZM62 169V168H61ZM150 169H151V166H150ZM153 169H154V167H153ZM63 170V169H62ZM152 170V169H151ZM155 171V170H154ZM153 172V171H152ZM72 174V173H71ZM70 174V175H71ZM69 176V175H68ZM151 177V176H150ZM153 179H154V177H152ZM37 180V179H36ZM50 180H52V179H50ZM50 180L49 181H47L48 183H47V185H51V183H49L50 182ZM59 183V182H58ZM38 185V184H37ZM39 185H42V184H39ZM38 185V186H39ZM46 185V186H47ZM45 186V185H44ZM39 189H40V187H38ZM42 189H43V187H41ZM42 191V190H41ZM62 200V199H61ZM63 202V201H62ZM62 202H61V204H62ZM64 204V203H63ZM62 204V205H63ZM72 204V203H71ZM85 206V205H84ZM55 207H56V210H57V206L55 205ZM55 210V211H56ZM63 211H65V210H63ZM88 212H89V210H88ZM88 212H87V210L86 211H84V210H82V207H79V206H77V208L74 210V214L75 213H77L76 215H74L75 217L76 216H81V217H87L89 214H88ZM56 213V212H55ZM59 213H61L60 211H59ZM65 213V212H64ZM57 214V213H56ZM57 215H59V214H57ZM65 215V214H64ZM102 215V214H101ZM44 216V215H43ZM63 216V215H62ZM66 216V215H65ZM93 216V215H92ZM80 217V218H81ZM44 218V217H43ZM64 218V217H63ZM65 218H67V216L65 217ZM64 218V219H65ZM61 220H62V218H61ZM66 220V222H67V219H65ZM77 220V219H76ZM85 220H87V219H85ZM98 220V219H97ZM102 220V219H101ZM100 220V221H101ZM56 221H58V219L56 220ZM56 221H53V222H56ZM84 220L82 219V222H83ZM64 222V221H63ZM94 223H95V220L93 221ZM103 222V221H102ZM58 223H59V221H58ZM83 223H85V222H83ZM94 223H90V224H83L84 226H82V224L79 222V223H76L75 225H74V227H72V226H68V222L67 223H64L65 225H66V227H65V230L67 231L66 233H67V236L66 237H68V241L67 242H65V241H63V240H61V238H60V236H59V233L61 232L60 230H59V227L58 228H56V229H58L59 231H57L56 229H54L53 231H57V235L55 236V234H54V232L53 233H51V231L52 230H48L49 232H47V234H45L40 240H39V246H41V247H44V250H47L48 251V253L50 254V256L52 257V259H51V261L49 262V264H56L55 262H52L53 260H54V257H55V253H56V251H54V248L56 247V248H58V250L60 251L61 250V253L62 252H65V253H70V254H75L76 255V257H78L79 258V261H80V264H93L92 262H91V259L90 258H93L91 255L93 254H90V252H89V249L91 250V248H92V250L93 251H96L95 253H97V258L96 259H98V256H99V258H101L102 259V264H114V260H115V257L114 258H112L111 259V261H110V259L108 258V257H110L109 256V254H113L114 253V251L115 252H117V253H119V247H122L121 245H123L124 244V242L122 243V244H120L121 243V241L120 240H116V241H118V245H117V247L115 246L116 244L114 243L113 244V242L111 241V239L109 238H107V237H105V236H103V231H97V230H101V229H98L97 227V225L99 224V222H97L96 223V225L94 224ZM103 225V224H102ZM95 226H97V227H95ZM100 226V225H99ZM57 227V226H56ZM187 227H189V225H187ZM192 227H195V226H191V230H189V229H187V228H185V227H179V226H177L176 228H175V226H171V228L169 227V229L172 231L173 230V234L172 235H174V236H176V237H180V236H184V235H187V234H192V233H194V230H195V232H197V231H201L202 232V227L200 228V227H198L197 225H196V228L198 227L199 229H201V230H199L198 228L196 229V228H194V230H192L193 228ZM96 228H97V230H96ZM99 228H104L103 226L102 227H99ZM174 228V229H173ZM209 228V227H208ZM208 228H206V229H208ZM46 229H51V227H50V225H47L46 224ZM85 229H86V231H87V229H88V231L86 232L85 231ZM128 229H130V228H128ZM168 229V228H167ZM168 229V230H169ZM177 229V230H176ZM187 229V230H186ZM108 230V229H107ZM109 230H110V228H109ZM113 230H115V229H113ZM168 230H163V231H165V232H162L161 234L163 235V236H165V234L168 236V233L170 232H168ZM174 230H175V232H174ZM85 231V232H84ZM105 231V230H104ZM193 231V232H192ZM89 232V233H88ZM105 232H108V234L110 233L109 231H105ZM115 232V231H114ZM192 232V233H191ZM208 232H210L211 233V229L209 230L208 229ZM213 232V231H212ZM65 233V232H64ZM87 233V234H86ZM112 234L111 235H113V234H115L114 236H116V233H113V232H111ZM52 234V235H51ZM85 235L86 237H84V238H87V239H89L91 242H85L84 240H83V238L81 237V235ZM106 234V233H105ZM119 234V233H118ZM171 234H169V235H171ZM59 236V239L57 238ZM64 236V235H63ZM113 236V237H114ZM117 236H119V235H117ZM167 236H165V237H167ZM113 237H111L112 239H113ZM168 237H170V236H168ZM60 240H61V242H60ZM86 240V239H85ZM109 240H110V243H107V241L109 242ZM123 240H124V238H123ZM63 241V242H62ZM125 241V240H124ZM112 242V243H111ZM120 242V243H119ZM130 243V242H129ZM128 242H127V244H128V246L129 245H131V244H129ZM110 244H112V245H114L115 247L114 248H117V251L114 249V248H112V247H110L109 245ZM119 244H120V246H119ZM126 244V243H125ZM125 244L123 245V247L125 246ZM107 245H108V247H110V248H112V249H110V250H108V248H107ZM53 246H55V247H53ZM128 246H125L126 248L128 247ZM132 246V245H131ZM131 246H130V248H131ZM55 248V249H56ZM126 248H124V249H126ZM130 248L127 250L126 249V251H128V253L129 252H131L130 251ZM133 249V248H132ZM112 250H113V252H112ZM123 250V249H122ZM112 253H111V252ZM74 252V253H73ZM121 252V251H120ZM133 252V251H132ZM131 252V253H132ZM139 252V251H138ZM117 253H114L115 255H117ZM124 253V252H123ZM122 253V254H123ZM126 253V252H125ZM64 254V253H63ZM62 254V255H63ZM120 254V253H119ZM134 254V253H133ZM139 254V258H140V253H138ZM114 255V256H115ZM121 255V254H120ZM124 255H126V254H124ZM67 256H69L68 254H67ZM73 256V255H72ZM94 256H95V254H94ZM118 256V255H117ZM122 256V255H121ZM127 256H128V254H127ZM132 254H131V258H132ZM143 256V255H142ZM145 257V256H144ZM67 258H70V257H67ZM111 258V257H110ZM122 259H125V258H123V257H121ZM129 258H130V256H129ZM134 258H135V256H134ZM138 257H136V259H137ZM138 258V259H139ZM72 259V258H71ZM114 259V260H113ZM116 259H120V257H116ZM121 259V260H122ZM135 259V260H136ZM67 260H70V259H67ZM74 260V259H73ZM121 260H120V262H121ZM129 260V259H128ZM78 261V260H77ZM78 261V262H79ZM112 261H114V262H112ZM124 261H126V259L124 260ZM77 262V263H78ZM94 262V261H93ZM99 263V261H97L96 260V262L95 263ZM100 262H101V260H100ZM112 262V263H111ZM119 262V261H118ZM132 262H134L133 260H132ZM131 262V263H132ZM138 262H139V260H138ZM169 262H173V261H169ZM70 263V262H69ZM72 263V262H71ZM70 263V264H71ZM97 263V264H98ZM122 263L124 264L125 262H123L122 261ZM127 263V262H126ZM125 263V264H126ZM131 263H129V264H131ZM145 263V262H144ZM100 264V263H99ZM116 264H118V263H116ZM128 264V263H127ZM133 264H135V263H133ZM140 264V263H139ZM147 264V263H146ZM264 264V263H263Z\"/></svg>",
  "mask_w": 264,
  "mask_h": 264
}]
</instances>
